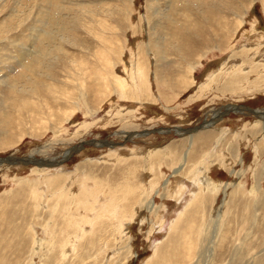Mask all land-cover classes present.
I'll list each match as a JSON object with an SVG mask.
<instances>
[{
  "label": "rangeland",
  "instance_id": "rangeland-1",
  "mask_svg": "<svg viewBox=\"0 0 264 264\" xmlns=\"http://www.w3.org/2000/svg\"><path fill=\"white\" fill-rule=\"evenodd\" d=\"M263 117L264 0H0V264H264Z\"/></svg>",
  "mask_w": 264,
  "mask_h": 264
},
{
  "label": "bare ground",
  "instance_id": "bare-ground-1",
  "mask_svg": "<svg viewBox=\"0 0 264 264\" xmlns=\"http://www.w3.org/2000/svg\"><path fill=\"white\" fill-rule=\"evenodd\" d=\"M199 2V1H198ZM205 2V1H204ZM205 11H207V10H203L202 12L203 13H205ZM133 70V69H132ZM242 72V71H241ZM236 73H238V72H236ZM239 76H240V74H239ZM135 77V76H134ZM246 79V78H245ZM134 80V79H133ZM126 82V81H125ZM117 93V92H116ZM263 121H264V117H263ZM262 127L264 128V124H262ZM264 130V129H263ZM202 132V131H201ZM199 135H201V137H205V139L206 138H209V136H210V133H206V132H204V133H199ZM199 137V136H198ZM197 137V138H198ZM200 137V138H201ZM194 138V137H193ZM192 141V140H191ZM64 191H66V190H64ZM92 197V196H91ZM92 206V205H91ZM107 213V212H106ZM77 219V218H76ZM89 220V219H88ZM76 222V221H75ZM87 222V221H86ZM93 223V222H92ZM76 227V226H75ZM80 229H81V227H80Z\"/></svg>",
  "mask_w": 264,
  "mask_h": 264
}]
</instances>
